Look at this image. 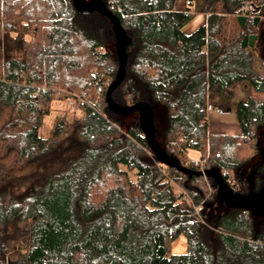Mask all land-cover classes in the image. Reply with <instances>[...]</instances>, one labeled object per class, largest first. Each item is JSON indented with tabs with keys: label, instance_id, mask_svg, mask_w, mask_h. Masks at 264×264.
I'll use <instances>...</instances> for the list:
<instances>
[{
	"label": "trees",
	"instance_id": "trees-1",
	"mask_svg": "<svg viewBox=\"0 0 264 264\" xmlns=\"http://www.w3.org/2000/svg\"><path fill=\"white\" fill-rule=\"evenodd\" d=\"M102 1L131 38L113 98L148 102L156 141L189 171L216 167L235 191L259 190L264 0H206L207 19L190 33L195 15L176 0ZM118 68L112 22L98 10L0 0V264H264V215L227 206L212 177L162 162L139 113L125 126L131 113L111 110ZM245 81L240 132H212L215 97ZM59 101L83 115L56 114L43 136ZM181 234L187 251L172 254Z\"/></svg>",
	"mask_w": 264,
	"mask_h": 264
},
{
	"label": "water",
	"instance_id": "water-1",
	"mask_svg": "<svg viewBox=\"0 0 264 264\" xmlns=\"http://www.w3.org/2000/svg\"><path fill=\"white\" fill-rule=\"evenodd\" d=\"M76 8L82 12H89L98 10L101 14L108 17L113 26L116 37V49L119 58V68L115 80L110 84L107 90V101L109 107L114 112L118 113H132L138 112L140 115V125L144 130L148 143L156 156L168 166L176 167L178 170L189 172L190 176L193 174H205L212 177L217 183V196L219 200L224 201L229 207H237L251 211L254 215H264V183L257 191L250 190L248 193H241L235 191L227 182L222 172L212 167L200 171H189L184 167L179 158L168 154L155 139L154 136V110L148 102H137L132 105H125L118 103L113 98V91L122 83L126 76L127 65V47L131 43V38L128 36L126 30L121 24L119 17L110 10L106 3L102 0H74Z\"/></svg>",
	"mask_w": 264,
	"mask_h": 264
},
{
	"label": "rangeland",
	"instance_id": "rangeland-1",
	"mask_svg": "<svg viewBox=\"0 0 264 264\" xmlns=\"http://www.w3.org/2000/svg\"><path fill=\"white\" fill-rule=\"evenodd\" d=\"M192 4L187 5V0H176L175 2V9L178 10H185L186 8H189L190 11L195 15L194 16V22L193 24H198V27L204 22L205 18V6H206V0H192ZM191 22V23H192ZM190 23V24H191ZM190 24H188L185 27V31L190 28ZM112 44L109 45V47ZM248 83L245 81L238 93L230 98H221V97H215V103L221 106L223 108V113L212 111L210 112V122L212 121H225L229 123H236L237 124V114H236V107L238 103L246 99L247 96L250 94ZM54 108L52 109L51 113L48 114L44 119V125L41 129V135L47 136L53 126L54 118L56 114L58 113H68L70 117H80L83 115L82 110H74L73 107L70 105V103L66 101H59L54 102ZM136 113H131L126 116H123V122L125 126H128L129 124L133 123L136 119ZM161 141V140H160ZM188 156L194 158L199 157V152L193 149L188 150ZM171 253L172 254H179V253H185L188 248V241L185 234H181L176 239H174L171 242Z\"/></svg>",
	"mask_w": 264,
	"mask_h": 264
},
{
	"label": "crops",
	"instance_id": "crops-1",
	"mask_svg": "<svg viewBox=\"0 0 264 264\" xmlns=\"http://www.w3.org/2000/svg\"><path fill=\"white\" fill-rule=\"evenodd\" d=\"M190 1L192 4L193 1L192 0H190ZM187 2H188V0H187ZM206 19H207V13L205 12L204 22L206 21ZM193 22L190 24V26H189L190 28H188L186 30V32L190 33V32H192L198 28V24H193ZM210 129L212 132H222V133H229V134H238L240 132L238 123L237 124L236 123H229V122H225V121L220 122V121L214 120V121L210 122ZM190 159L198 160L199 157H194V158L190 157Z\"/></svg>",
	"mask_w": 264,
	"mask_h": 264
},
{
	"label": "built area",
	"instance_id": "built-area-1",
	"mask_svg": "<svg viewBox=\"0 0 264 264\" xmlns=\"http://www.w3.org/2000/svg\"><path fill=\"white\" fill-rule=\"evenodd\" d=\"M187 4L189 5V4H191V1L190 0H188V2H187ZM243 9L245 10V11H249L250 9H251V5L249 4V3H246L245 5H244V7H243ZM209 110L212 112V111H215V112H219V113H223V108H221L220 106H217V107H213V106H210V108H209ZM191 161L193 162V164L195 165V166H198V167H202L203 166V161H201V160H193V159H191ZM203 208V205H200V206H198L196 209L199 211V210H201Z\"/></svg>",
	"mask_w": 264,
	"mask_h": 264
},
{
	"label": "bare ground",
	"instance_id": "bare-ground-1",
	"mask_svg": "<svg viewBox=\"0 0 264 264\" xmlns=\"http://www.w3.org/2000/svg\"><path fill=\"white\" fill-rule=\"evenodd\" d=\"M212 168V167H211ZM208 169H210V168H208ZM202 170H204V169H202Z\"/></svg>",
	"mask_w": 264,
	"mask_h": 264
}]
</instances>
